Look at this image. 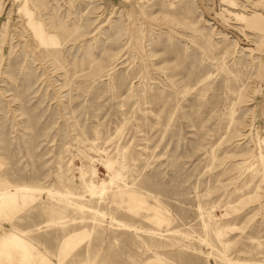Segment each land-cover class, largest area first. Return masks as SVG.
Here are the masks:
<instances>
[{
  "label": "rangeland",
  "instance_id": "1",
  "mask_svg": "<svg viewBox=\"0 0 264 264\" xmlns=\"http://www.w3.org/2000/svg\"><path fill=\"white\" fill-rule=\"evenodd\" d=\"M0 264H264V0H0Z\"/></svg>",
  "mask_w": 264,
  "mask_h": 264
}]
</instances>
